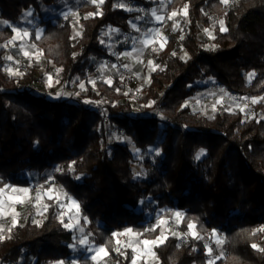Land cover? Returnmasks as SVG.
<instances>
[{"label":"trees","instance_id":"trees-1","mask_svg":"<svg viewBox=\"0 0 264 264\" xmlns=\"http://www.w3.org/2000/svg\"><path fill=\"white\" fill-rule=\"evenodd\" d=\"M120 1L98 6L85 0L76 20L44 17L43 6L66 0H0V190L32 182L47 187L52 178L78 202L88 242L104 247L113 264L135 260L132 248L118 246L126 231L153 240L160 234V226L151 225L157 214L175 211L183 213L184 236L169 235L153 246L159 264H264V0H236L229 8L223 0H169L167 13H185L184 30L154 52L145 102L156 91L162 95L141 112L119 92L131 89L129 75L105 76L96 81V91L88 84L96 64L111 55L104 31L137 34L131 20L140 11L130 12ZM26 11L39 19L30 41L54 62L59 82L87 83L85 97L100 108L75 95L46 96L4 72L2 45L13 38ZM77 25L82 32L74 42ZM204 27L214 31L212 46ZM207 80L243 98H259L257 113L203 115L185 106ZM115 133L130 142L114 141ZM132 145L142 151L154 147V158L139 160ZM134 164L143 171L135 173ZM35 213L0 237V264L73 258L95 264L72 248L78 228L63 218L58 202L50 201L40 220ZM216 233L224 238L220 243Z\"/></svg>","mask_w":264,"mask_h":264},{"label":"rangeland","instance_id":"rangeland-1","mask_svg":"<svg viewBox=\"0 0 264 264\" xmlns=\"http://www.w3.org/2000/svg\"><path fill=\"white\" fill-rule=\"evenodd\" d=\"M85 0H68L60 6H43L44 17L56 15L71 16L78 20V9ZM96 5H101L103 0H88ZM226 8H229L236 0H223ZM151 8L142 5L135 6L124 0L118 3L128 11H140L138 17H133L131 25L134 33H124L118 28H109L104 31L102 40L107 45L113 59L111 65L103 62L96 64V74L89 79L88 84L96 91V81L103 77H110L116 74L129 75L132 80L130 90H120V93L128 94L135 112H141L143 107L153 106L162 95L161 91H156V96L148 104L145 98L148 94L150 84V74L155 68L154 52L164 49L169 40L174 36H182L183 20L185 13H167L166 5L169 0H153ZM39 19L33 11H26L23 20L15 26L13 38L3 44L4 72L11 77L18 78L32 90L39 91L46 96L58 98L60 96L69 97L75 95L78 98H85V101L94 107L100 108V103L85 97L88 91V84L85 82L75 83L72 87H67L59 82V73L55 69L54 62L44 55L42 50L30 41V32L38 25ZM225 30V29H224ZM82 32V26L77 25L74 29L73 40L77 41L78 34ZM43 28H38V35L41 36ZM203 37L208 40L209 46L213 45L215 34L212 28L203 29ZM182 56L187 58V54L182 52ZM108 58V57H106ZM31 77H29V75ZM33 77V78H32ZM202 86L198 94L185 102V106H190L194 111H199L203 115H214L218 112L241 110L245 115H255L258 111L257 102L259 98L248 99L249 104L243 103L231 92H227L213 80L199 82ZM204 86V87H203ZM246 100V99H243ZM108 102V99L102 100ZM252 109L255 112H252ZM143 112V111H142ZM263 116V115H262ZM114 141L129 143V138L122 134L115 133ZM135 156L139 160L153 159L155 148L149 147L142 151L133 145L131 146ZM135 173L143 171L142 166L134 164ZM45 187L41 183L32 182L28 187L7 185L0 190V217L9 216L12 225L23 223L26 217L34 210L35 219L40 220L44 216L47 205L55 200L59 203L63 218L71 224V227L78 228L79 235L76 236L72 248L75 252H81L87 258L95 260V264H113L109 253L102 246H95L88 242L82 226L79 224L78 202L66 191L53 183V179H48ZM156 220L151 223L153 227L160 226V234L153 240H143L137 232L126 231L127 238L119 240V247L132 248L135 251L133 264H159L153 251L154 245H159L165 241L169 235L184 236L180 230L183 213L173 212L171 215L158 213ZM10 226V227H11ZM191 230L195 233L193 226ZM2 227H0V230ZM10 229V228H9ZM9 229L1 236H7ZM215 239L221 242L224 238L216 233ZM55 264H80L77 258L70 262H60ZM209 264H214L210 262Z\"/></svg>","mask_w":264,"mask_h":264},{"label":"built area","instance_id":"built-area-1","mask_svg":"<svg viewBox=\"0 0 264 264\" xmlns=\"http://www.w3.org/2000/svg\"><path fill=\"white\" fill-rule=\"evenodd\" d=\"M129 4H132L131 1H129ZM99 62H103L107 65H111L112 62H113V59L111 57H108V58H103L101 59ZM229 92V91H227ZM234 94V93H232ZM233 96L237 97L240 101H242L243 103H247L249 104L248 102V99L247 98H243L242 96H240L239 94H234ZM243 99H246V100H243ZM252 112H255L254 109H252ZM12 224V219L11 217L9 216H6V217H0V227H2V229L0 230V237L4 234V231H6L7 229L10 228Z\"/></svg>","mask_w":264,"mask_h":264},{"label":"crops","instance_id":"crops-1","mask_svg":"<svg viewBox=\"0 0 264 264\" xmlns=\"http://www.w3.org/2000/svg\"><path fill=\"white\" fill-rule=\"evenodd\" d=\"M66 2H68V0H66ZM24 18V17H23ZM23 20V19H22Z\"/></svg>","mask_w":264,"mask_h":264}]
</instances>
